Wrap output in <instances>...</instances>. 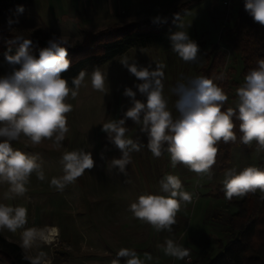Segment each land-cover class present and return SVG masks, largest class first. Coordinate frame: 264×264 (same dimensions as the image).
Listing matches in <instances>:
<instances>
[{"label": "rangeland", "instance_id": "374dc122", "mask_svg": "<svg viewBox=\"0 0 264 264\" xmlns=\"http://www.w3.org/2000/svg\"><path fill=\"white\" fill-rule=\"evenodd\" d=\"M1 2L0 28L8 34L71 45L85 33L157 22L193 3L158 43L131 48L64 85L63 101L41 92L15 100L0 85V235L31 264H119L120 253L144 264L215 258L227 243L220 215L230 183L264 170V114L262 128L231 150L225 170L213 157L221 110H243L249 98L239 55L222 46L202 128L185 132L175 149H157L191 116L203 67L235 25L238 0H111V7L94 0L69 19L56 14L55 0ZM122 221L142 232L128 234L125 249L115 241ZM102 222L112 228L103 236L113 239L111 248ZM49 228L58 234L46 243L41 234ZM0 264L9 263L0 257Z\"/></svg>", "mask_w": 264, "mask_h": 264}, {"label": "trees", "instance_id": "16d2710c", "mask_svg": "<svg viewBox=\"0 0 264 264\" xmlns=\"http://www.w3.org/2000/svg\"><path fill=\"white\" fill-rule=\"evenodd\" d=\"M185 3L170 16L154 22L147 19L125 25L112 26L95 33H85L75 44L22 39L0 28V85L16 100L33 99L37 92L49 93L54 101H63L64 85L73 86L88 68L101 66L124 55L131 48H145L158 43L177 23ZM196 3V2H195ZM0 0V15H1ZM222 43V44H221ZM240 56L241 76L249 98L243 110H221L218 127L217 154L219 170L226 169L231 150L248 140L251 132L262 128L260 114H264V0H238L236 23L223 31L219 44L211 50V57L203 67L196 92L192 95L191 116L175 125L173 141L158 144L160 148L175 149L176 140L185 132L202 128L210 107L208 98L214 74L222 59V46ZM222 69V68H221ZM207 111V113H206ZM163 153H162V152ZM224 221L227 243L218 255L202 258L194 264H264V170L244 180L230 183ZM233 208L234 212L227 209ZM0 257L9 264H31L21 248L7 242L0 235ZM119 264H126L118 257Z\"/></svg>", "mask_w": 264, "mask_h": 264}, {"label": "crops", "instance_id": "0c3cea01", "mask_svg": "<svg viewBox=\"0 0 264 264\" xmlns=\"http://www.w3.org/2000/svg\"><path fill=\"white\" fill-rule=\"evenodd\" d=\"M94 0H55V7L54 8L56 11V14L58 16H60V18H67L69 19L68 17V14L69 12L71 13L73 10H74V13H82L84 9H88V5L90 6L91 8V5L93 3ZM120 2V0H118ZM133 0H125V4H128V5H132V2ZM119 2H118V5H119ZM108 3L109 4V7H111V0H108ZM117 5V6H118ZM127 6V5H126ZM68 13V14H67ZM53 14V13H52ZM70 15V14H69ZM117 216H119L120 218H122V215L121 214H118ZM133 216H136V215H133ZM126 222V221H125ZM103 223V231H101V238L103 240V242H105V247L107 248H111V245H113L114 243L113 242V239L112 241L110 240V238H108L109 241L105 240V238L103 236H106L105 235V232H110L111 231V227H109V223L107 225V223L105 222H102ZM122 223H124V221H122ZM122 223L120 224V226H118V231H119V234L117 235V237L115 238V241L117 242L118 245H120V248L122 249H125L124 248V245L120 244L126 237H128L127 235L129 234L131 237L133 238H139L140 237V234H142L141 230H139V227L136 228L137 226L136 225H127V222L126 224L124 223V225H122ZM107 225V226H106ZM131 226V227H130ZM122 227V228H121ZM128 227V229H127ZM41 236H44L41 234ZM141 238V237H140ZM111 241V242H110ZM111 244H110V243ZM116 244V245H117ZM165 244H167L166 242L161 244L162 246H164ZM160 245V246H161ZM129 251H132V249L130 248ZM119 252V251H118ZM120 253V252H119ZM119 257H122L124 260H125V263L126 264H144L142 261H137L135 259H132L131 257L129 258V262L124 258V256L122 255V253L118 254ZM126 255V254H125ZM157 262V261H156ZM167 262H164V264H166Z\"/></svg>", "mask_w": 264, "mask_h": 264}, {"label": "bare ground", "instance_id": "6f19581e", "mask_svg": "<svg viewBox=\"0 0 264 264\" xmlns=\"http://www.w3.org/2000/svg\"><path fill=\"white\" fill-rule=\"evenodd\" d=\"M57 234H56V230L54 228H49L47 233L44 236H41V237H42V240L44 242L48 241L50 243V242H52V239H53L52 237H56Z\"/></svg>", "mask_w": 264, "mask_h": 264}, {"label": "built area", "instance_id": "2783aa9c", "mask_svg": "<svg viewBox=\"0 0 264 264\" xmlns=\"http://www.w3.org/2000/svg\"><path fill=\"white\" fill-rule=\"evenodd\" d=\"M224 4L227 6L228 5V1L227 2H224Z\"/></svg>", "mask_w": 264, "mask_h": 264}]
</instances>
